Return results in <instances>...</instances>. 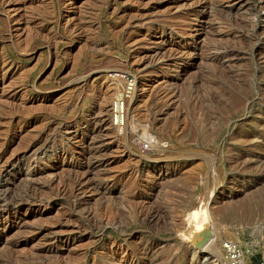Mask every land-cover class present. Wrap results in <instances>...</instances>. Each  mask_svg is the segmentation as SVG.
Instances as JSON below:
<instances>
[{
	"label": "rangeland",
	"instance_id": "1",
	"mask_svg": "<svg viewBox=\"0 0 264 264\" xmlns=\"http://www.w3.org/2000/svg\"><path fill=\"white\" fill-rule=\"evenodd\" d=\"M0 185V264H264V0H0Z\"/></svg>",
	"mask_w": 264,
	"mask_h": 264
},
{
	"label": "bare ground",
	"instance_id": "2",
	"mask_svg": "<svg viewBox=\"0 0 264 264\" xmlns=\"http://www.w3.org/2000/svg\"><path fill=\"white\" fill-rule=\"evenodd\" d=\"M200 2V1H199ZM209 2V1H208ZM211 2V1H210ZM203 3V2H202ZM212 3V2H211ZM194 4H195V1H194ZM196 4H198L197 3V1H196ZM200 4V3H199ZM189 5V4H188ZM210 5V4H209ZM215 5V4H214ZM196 6V5H195ZM210 6H212V5H210ZM215 7V6H214ZM205 8V7H204ZM216 8H218V7H216ZM212 9H213V7H212ZM214 10V9H213ZM212 11V10H211ZM216 11H218V12H220L221 10H219V9H217ZM215 11V12H216ZM213 12V11H212ZM211 13V12H210ZM40 14V13H39ZM218 21V20H217ZM241 24H243V23H241ZM245 25V24H244ZM242 26V25H241ZM220 28V27H219ZM179 38V37H178ZM243 40V39H242ZM240 46V45H239ZM248 49V48H247ZM171 51V50H170ZM168 56V55H167ZM184 56V55H183ZM188 56V55H187ZM215 57V56H214ZM151 58V57H150ZM213 60V59H212ZM216 61H217V59H216ZM206 62V61H205ZM218 63V62H217ZM220 63V62H219ZM4 64V63H3ZM152 64V63H151ZM212 64V63H211ZM214 64V63H213ZM209 66V65H208ZM211 68V67H210ZM219 68V67H218ZM217 67H216V69H218ZM220 69V68H219ZM117 70V69H116ZM119 71V70H118ZM224 73V72H223ZM227 74V73H226ZM229 75V74H228ZM209 76V75H208ZM210 77V76H209ZM213 77H215V76H213ZM226 79V78H225ZM229 82V81H228ZM252 83V82H251ZM253 84V83H252ZM211 85V84H210ZM212 86H213V84H212ZM214 87V86H213ZM86 88V87H85ZM220 88V87H219ZM225 88V87H224ZM223 89V88H222ZM217 90V89H216ZM226 90V89H225ZM137 91V82L133 85V84H131V87L130 88H128L127 87V94H130L128 97H124V98H120L119 97V95H118V97H117V100H122V102H121V105H122V107L124 106H126V108H127V110H126V115H125V112H124V115L125 116H128L129 115V111H130V108H131V101L133 100V98L135 97V92ZM143 91V90H142ZM221 91H223V90H221ZM191 92V91H190ZM118 94V93H117ZM116 94V95H117ZM125 94V93H124ZM227 94V93H226ZM226 94H224V95H226ZM199 96H200V94H199ZM215 96V95H214ZM122 97V96H121ZM226 97H227V95H226ZM230 97V96H229ZM235 97V96H234ZM128 100H127V99ZM194 98H195V96H194ZM126 99V100H125ZM228 99V98H227ZM240 99L242 100V98L240 97ZM203 100V99H202ZM215 101V100H214ZM223 101V100H222ZM222 101H217V102H222ZM234 101V100H233ZM238 101V100H237ZM244 101V100H243ZM207 102V101H206ZM120 103V102H119ZM125 103V104H124ZM243 103V102H242ZM213 104V103H212ZM224 104V103H223ZM228 104V103H227ZM244 104V103H243ZM120 105V104H119ZM218 105V104H217ZM220 105V104H219ZM244 105H246V104H244ZM201 106H202V104H201ZM233 106V105H232ZM203 107V106H202ZM224 107V106H223ZM227 107V106H226ZM228 107H230V106H228ZM178 108V107H177ZM201 108V107H200ZM200 108H198V109H200ZM183 109V108H182ZM206 110H207V108H205ZM233 110V109H232ZM204 111V110H203ZM210 111V110H209ZM209 111H207V112H209ZM212 111V110H211ZM227 111V110H226ZM230 111H231V109H230ZM229 111V112H230ZM199 113L201 112V111H198ZM204 112H206V111H204ZM69 114V113H68ZM214 114H215V112H214ZM124 115H123V117H122V123H123V121H124V119H125V117H124ZM212 115H213V113H212ZM100 116V115H99ZM115 117H116V115H114ZM210 116V115H209ZM216 116V115H215ZM195 117V116H194ZM205 117V116H204ZM115 120H116V118H115ZM209 120V119H208ZM214 121V120H213ZM216 121V120H215ZM66 122V121H65ZM187 123V122H186ZM207 123H208V121H207ZM70 124V123H69ZM125 125V124H124ZM103 126V125H102ZM100 127V126H99ZM214 128H216V127H214ZM95 130V129H94ZM98 130H99V128H98ZM97 130V131H98ZM155 130V129H154ZM168 130V129H167ZM165 131V130H164ZM97 133V132H96ZM143 134V133H142ZM170 134V133H169ZM99 135V134H98ZM195 135V134H194ZM92 136H94V135H92ZM23 137V136H22ZM97 137V136H96ZM99 137H101V136H99ZM94 138V137H93ZM92 138V139H93ZM105 138V137H104ZM29 139V138H28ZM52 140V139H51ZM96 140H98V137H97V139ZM46 142V141H45ZM2 144V143H1ZM42 144V143H41ZM101 145H102V143H101ZM210 149H211V147H210ZM88 150V149H87ZM92 150V149H91ZM95 150H96V148H95ZM211 151V150H210ZM89 152H91L90 150H89ZM240 152V151H239ZM203 153V152H202ZM208 153V152H207ZM93 155V154H92ZM99 155V154H98ZM102 155V154H101ZM209 156V155H208ZM98 157V156H97ZM93 158H95V157H93ZM100 158V157H99ZM98 158V159H99ZM97 159V158H96ZM90 161V160H89ZM96 161V160H95ZM94 161V162H95ZM91 163L90 164H92V161H90ZM236 162V161H235ZM86 163H89V162H86ZM86 163H85V165H86ZM99 164V163H98ZM202 164V163H201ZM232 165H233V163H231ZM88 165V164H87ZM100 165V164H99ZM94 166V165H93ZM86 168H88V166L86 167ZM80 175H81V173H80ZM32 177V176H31ZM73 178V177H72ZM75 179V178H74ZM77 179V178H76ZM78 179H80V178H78ZM108 180V179H107ZM133 180V179H132ZM3 181V180H2ZM71 182H73V180L71 181ZM71 182H69V183H71ZM77 182V181H76ZM82 183H84V182H82ZM177 183V182H176ZM77 184V183H76ZM75 184V185H76ZM134 185V184H133ZM1 186V185H0ZM74 186V185H73ZM79 186V185H78ZM83 186V185H82ZM81 186V187H82ZM75 187V186H74ZM133 187V186H132ZM7 188V187H6ZM72 188V187H71ZM78 188V187H77ZM80 188V187H79ZM130 188V187H129ZM9 190V189H8ZM3 191V190H2ZM66 191V190H65ZM76 191V190H75ZM78 192H80V191H78ZM83 192V191H82ZM188 192V191H187ZM70 193H71V191H70ZM78 194V193H77ZM77 194H75V195H77ZM80 194V193H79ZM100 194V193H99ZM2 196V195H1ZM10 196V195H9ZM70 196V195H69ZM73 196V195H72ZM79 196V195H78ZM2 197H4V196H2ZM8 197V196H7ZM76 197V196H75ZM1 198V197H0ZM6 198V197H5ZM126 198V197H125ZM7 199V198H6ZM10 199V198H9ZM8 199V200H9ZM12 200V199H11ZM1 201V200H0ZM16 201V200H15ZM15 203V202H14ZM18 203V202H17ZM199 203V202H198ZM3 204V203H2ZM8 204V203H7ZM140 204V203H139ZM18 205V204H17ZM1 206V205H0ZM12 206H14V205H12ZM12 206H11V208H12ZM2 207V206H1ZM247 207H249V204H248V202H247V200L246 201H237V202H235V203H233V204H231V205H229L227 208H225L224 210H223V212H224V215H227V214H229V213H234L235 211H237V210H243V209H245V208H247ZM8 209V208H7ZM0 210H3V209H0ZM7 211V210H6ZM113 211V210H112ZM151 211V210H150ZM156 211V210H155ZM198 209H192L191 210V212H187L188 214H187V218L188 219H196V215L198 214ZM140 212V211H139ZM142 212V211H141ZM157 212V211H156ZM222 212V213H223ZM155 213V212H154ZM14 215V214H13ZM141 215V214H140ZM114 216V215H113ZM157 216V215H156ZM155 217V216H154ZM159 217V216H158ZM161 217V216H160ZM159 217V218H160ZM152 218V217H151ZM186 218V219H187ZM162 220V219H161ZM178 220V219H177ZM187 221V220H186ZM189 221V220H188ZM158 222V221H157ZM156 223V222H155ZM172 224V223H171ZM179 226V225H178ZM205 226V225H204ZM200 227H198V229H199ZM205 228H206V226H205ZM195 230V229H194ZM198 231V230H197ZM70 232V231H69ZM188 236V235H187ZM188 240V239H187ZM217 240V239H216ZM216 240L215 241H210V243H208L206 246H205V248L203 249L204 251H206V252H208L209 254H212V255H214L215 257H217V259H219L221 262H222V264L224 263V264H234V263H236V264H247V262L245 261V260H243L242 259V252L239 250V254L237 253V254H234L235 253V251H234V249H233V247L234 246H229L227 249V251L228 252H226V250H225V248H223V250H224V254H223V252H222V249L220 248L219 249V247L217 246V244L215 243L216 242ZM190 242V241H189ZM194 242V241H193ZM225 255L226 256V258H228V260H226L225 261V259H224V257H223V255ZM17 263V262H16Z\"/></svg>",
	"mask_w": 264,
	"mask_h": 264
},
{
	"label": "built area",
	"instance_id": "3",
	"mask_svg": "<svg viewBox=\"0 0 264 264\" xmlns=\"http://www.w3.org/2000/svg\"><path fill=\"white\" fill-rule=\"evenodd\" d=\"M120 102V103H119ZM121 102H122V100H115L113 103H112V119H113V121H115L114 123L115 124H117V123H121L122 122V117H123V115H124V111H123V108H124V106L122 107V105H121ZM120 104V105H119ZM114 115H116V117L114 116ZM115 118H116V120H115ZM234 246L233 247V249H234V251H235V253L234 254H239V249H238V247L236 246V245H234V244H232V243H230V242H228V244L227 243H224L223 244V248H225V250H226V252H228L227 250V248L229 247V246ZM233 264V263H232ZM234 264H236V263H234Z\"/></svg>",
	"mask_w": 264,
	"mask_h": 264
}]
</instances>
